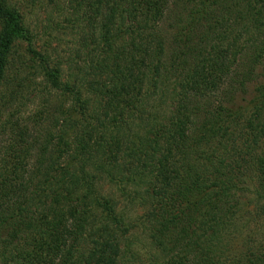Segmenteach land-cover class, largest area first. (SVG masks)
I'll return each instance as SVG.
<instances>
[{
	"label": "trees",
	"instance_id": "1",
	"mask_svg": "<svg viewBox=\"0 0 264 264\" xmlns=\"http://www.w3.org/2000/svg\"><path fill=\"white\" fill-rule=\"evenodd\" d=\"M75 1L88 25L79 53L89 55L84 65L90 77L84 81L102 103V128L108 134L129 126L136 133L144 130V138H127L124 154L147 172L157 202L147 228L161 256L156 264H227L238 249L241 259L229 264H264V249L247 255L254 236L239 216L249 203L240 197L249 182L264 192V83L255 85L246 104L234 105L238 94L248 93L255 80L250 74L264 58V0ZM0 24L1 84L12 47L26 35L6 0H0ZM241 58L251 72L239 73ZM51 77L67 100L70 86ZM158 83L163 92L154 100ZM225 84L232 87L226 104H200ZM164 92L172 95L175 108L159 120L166 108ZM75 96L81 117H94L81 94ZM246 112L250 118L242 128ZM77 116L75 108H60L54 132L42 143L22 131L4 150L0 264H74L78 246L90 237L99 249L92 244L94 254L85 264L119 263L114 250L120 245L108 228L116 220V205L103 197L97 175L122 183L125 145L117 137L99 146L95 160L98 148L73 138L80 134L71 124ZM99 214L106 219L94 226ZM222 233L228 234L224 262L213 257Z\"/></svg>",
	"mask_w": 264,
	"mask_h": 264
},
{
	"label": "rangeland",
	"instance_id": "2",
	"mask_svg": "<svg viewBox=\"0 0 264 264\" xmlns=\"http://www.w3.org/2000/svg\"><path fill=\"white\" fill-rule=\"evenodd\" d=\"M6 2L9 9L19 14L26 39L15 43L12 47L6 74L0 84V161L3 158L4 150H8L12 146L11 140L15 133L19 135L20 132L25 131L30 139L38 138V143H42L47 133L54 132V120L58 118L60 108L65 110L75 108L77 110L78 116L72 120L71 124L72 127L74 123L77 124L76 128L80 130V134L77 138L76 136L73 138L79 142L87 141L90 146L97 147L98 153H96L95 160H99L97 157L99 146H109L107 143L111 144L117 137L124 145L127 144L129 137H131L129 139H133L137 138V135L144 138V130L136 133L137 129H130V126L110 134L102 128L100 117L102 103L90 92L87 81H84L85 76L86 80L90 77V74L85 70L87 68L85 65L89 62V55H80L79 53L82 52V44L88 37L86 33L88 25L75 0H6ZM173 11L181 13V10L174 9ZM219 15L222 17V13ZM219 19L217 18V20ZM231 21H235L234 15H231ZM170 24H172L171 21ZM242 24H246L245 20H242ZM244 37L247 39L245 35ZM95 49L98 51L99 48L95 47ZM93 57L95 59L96 53ZM242 58L238 64L245 63L246 59L242 60ZM84 63L86 64L84 65ZM247 67L243 64L239 73L251 72L246 70ZM51 75L59 79L61 86L69 85L72 89L73 93L70 92L71 95L67 96V100L65 97L62 98L61 90H57L54 86ZM250 75L254 76V82L247 94L237 95L234 105L246 104L253 97L251 93L256 87L255 85L264 83V58ZM176 77L172 76L169 84L174 83ZM158 84L160 87L157 86L155 90L152 88L154 92H157L153 96L154 100L158 98L156 97L158 93L163 92V86L161 87V83ZM231 88L230 85L225 84L212 97L200 101V104L215 103L214 106H216L222 101H225L226 104L225 99L230 95ZM169 90L171 92V88ZM79 94L86 101L90 113H95L94 117H89V114L81 117L82 112L73 101V96L77 97ZM163 97L166 101V108L159 120L168 117L171 108H175L174 105L171 107L172 95L164 92ZM227 101L230 99L228 98ZM151 106L149 105V107ZM249 118L250 112H246L240 122L242 128L245 127ZM144 129L146 130V128ZM126 146L120 148L122 160H126V163L121 160L122 164H120L124 166L118 176L119 179L124 178L122 183L113 184L106 177L97 175L102 180L98 184V188L101 189L103 197L111 198L116 205V220L111 219L108 222V228L115 233L114 237L120 245V250H114V253H119L117 255L118 264H156L157 257L161 258V256L158 253L159 250L152 244L147 228L151 224L152 212L155 207L153 203L157 204V202L156 199L152 202L147 172L139 166L136 159H130L124 154ZM236 148L238 150L240 148L238 143ZM34 160L35 158H33ZM88 172L95 173V167L91 165ZM248 184L247 189L243 188L246 196L243 194L240 197L242 199L247 197L250 204H247L244 214H241L240 211L239 216L250 225L248 234L254 236L248 244L250 250H247V255H250L264 249V192H257L256 185L255 188L251 186L250 182ZM95 217L94 226L97 222L106 219L104 214ZM232 224L230 223V226ZM221 237H223V242L220 249L214 252L213 257L217 259L222 257L220 261L224 262L227 261L225 256L229 255L226 254L228 250L223 249L222 246L227 240L228 234L222 233ZM87 241V243L78 246L75 255L78 260L74 257V264H85L94 254L90 253V250H92L93 243L96 245L95 241L91 237L87 238ZM96 248L99 249V245H96ZM240 254L241 249L236 250L232 255H237L236 258H230L226 263L239 261L241 258L238 255Z\"/></svg>",
	"mask_w": 264,
	"mask_h": 264
}]
</instances>
